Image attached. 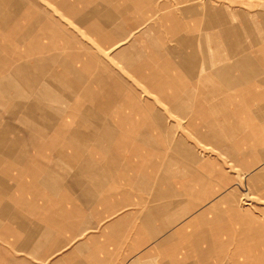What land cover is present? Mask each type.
<instances>
[{
	"label": "rangeland",
	"instance_id": "obj_1",
	"mask_svg": "<svg viewBox=\"0 0 264 264\" xmlns=\"http://www.w3.org/2000/svg\"><path fill=\"white\" fill-rule=\"evenodd\" d=\"M12 1L15 6L4 7L12 20L0 22V130L8 132L0 133V215H5L0 219V264H24V233L18 226L21 222L12 219L23 216L26 199L35 197L34 191L45 194L38 193L39 198L66 197L63 190L69 185L92 182V150L142 148L134 140L130 148L121 140L92 139L130 129L131 125L117 124L119 117L138 114L146 123H155L161 148L183 149L180 140H185L198 155L194 171H200L202 159L216 158V149L194 135L193 128L200 124L193 120L200 118L195 115L198 111L178 114L167 109L168 90L154 92L148 71L159 73L169 61L174 67L183 66L180 60L190 53L174 45L184 42L180 33L193 39L191 46L184 45L186 50L213 53L212 37L221 27L216 20L222 18L236 26L238 37L264 38V0ZM1 10L2 4L0 16ZM35 22L37 27L31 25ZM30 28L36 31L32 35ZM32 42L47 49L29 53ZM221 49L227 54L226 47ZM153 102L163 108L153 110ZM124 103L141 106L122 108ZM31 116L42 123L27 122ZM257 143L259 148L264 145L260 136ZM11 147L15 148L8 151ZM258 161L264 173V158ZM177 164H186L184 158H177ZM227 165L232 168V162ZM79 191L83 190L74 192ZM245 197V202L254 199V264H264V201L256 194ZM62 208L52 210L62 214Z\"/></svg>",
	"mask_w": 264,
	"mask_h": 264
},
{
	"label": "crops",
	"instance_id": "obj_2",
	"mask_svg": "<svg viewBox=\"0 0 264 264\" xmlns=\"http://www.w3.org/2000/svg\"><path fill=\"white\" fill-rule=\"evenodd\" d=\"M216 21L221 27L212 37L213 53L186 50L193 39L180 33L185 40L174 45L190 53L182 54L183 66L169 61L167 69L147 75L154 92L167 88V109L198 111L194 135L217 157L202 159L194 171L198 155L185 140L183 149L161 148L155 123L138 114L119 117L118 125L131 128L92 139L121 140L130 148L134 140L142 148L92 150V182L69 185L66 197L32 191L23 216L12 219L24 233V264H254V199L243 200L256 194L264 201L258 161L264 145L257 143L259 136L264 141V38L238 37L234 24ZM131 106L122 108L141 105ZM177 158L186 164L178 165ZM55 206L63 207L62 214L53 212Z\"/></svg>",
	"mask_w": 264,
	"mask_h": 264
},
{
	"label": "bare ground",
	"instance_id": "obj_3",
	"mask_svg": "<svg viewBox=\"0 0 264 264\" xmlns=\"http://www.w3.org/2000/svg\"><path fill=\"white\" fill-rule=\"evenodd\" d=\"M0 4H2L3 5V10H1L2 11V14H1V16H0V22L1 23H5V24H8L9 22H10V20H12V14L9 12V11H7V10H5L4 9V7H9V8H12L13 6H15L14 5V2L12 1V0H0ZM37 20H39V19H37ZM40 21V24H42L41 25V27L43 26L44 27V29L46 28L47 30H49L50 28H49V25H48V23H42L41 22V20H39ZM13 23V22H12ZM38 24L39 23H33V24H31V25H33V26H38ZM34 31H35V29H33V28H30L29 30H28V33H30V35H32L33 33H34ZM36 32V31H35ZM28 33H26L25 34V36H30ZM16 34V33H15ZM36 34V33H35ZM37 40V39H36ZM35 40V41H36ZM32 41H34V39L32 40ZM33 44V45H32ZM43 49H47V46L46 45H38L36 42H32L31 43V48L28 50L29 51V53H31V52H33V51H40V50H43ZM152 49V48H151ZM164 60V59H163ZM166 60V59H165ZM7 61V60H6ZM168 64V63H167ZM7 65H9V64H7ZM174 69V68H173ZM171 75V74H170ZM6 78H8V80H11L12 78L8 75ZM39 78V77H38ZM105 80V79H104ZM102 83H104V81L102 82ZM105 84V83H104ZM103 84V85H104ZM11 87H12V85H10ZM19 90H20V88H19ZM32 106H30L29 107V109L31 108ZM29 115V114H28ZM41 118H39V120H34V118L31 116V118L29 117V119H27L26 121L27 122H29V123H32L33 124V122L36 124V123H42L41 122ZM5 131V130H4ZM0 133H3V131L1 132V130H0ZM5 133H7L8 134V132H4L3 134H1L2 136H6L7 134H5ZM39 135H40V133H39ZM81 135H76L75 137H80ZM12 144H14V143H12ZM69 144V143H68ZM15 147H11V148H9L8 149V151L10 150V149H14ZM41 149V148H40ZM7 154H10V152H7ZM16 154V153H15ZM14 171V170H13ZM17 171V170H16ZM15 175V174H14ZM4 216L5 215H0V219H2V218H4Z\"/></svg>",
	"mask_w": 264,
	"mask_h": 264
}]
</instances>
